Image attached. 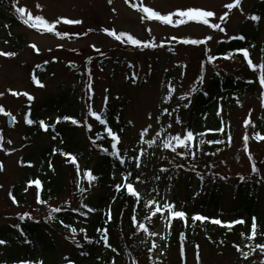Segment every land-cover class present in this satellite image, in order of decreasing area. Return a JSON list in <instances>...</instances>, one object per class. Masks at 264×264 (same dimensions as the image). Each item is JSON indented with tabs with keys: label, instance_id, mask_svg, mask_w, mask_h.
I'll return each instance as SVG.
<instances>
[{
	"label": "rangeland",
	"instance_id": "rangeland-1",
	"mask_svg": "<svg viewBox=\"0 0 264 264\" xmlns=\"http://www.w3.org/2000/svg\"><path fill=\"white\" fill-rule=\"evenodd\" d=\"M15 1L17 6L26 7L33 16H43L49 22L55 21L58 17L79 19L83 22L57 24L56 30L68 33L67 36H56L55 33L47 32L42 28H32L24 23L9 29L0 25V51L14 52L13 43L21 39V48L15 52V56H0V92L4 93L0 96V106L4 107L5 112L12 113V124L9 126L6 122L8 115L0 113V132L3 134L0 162L4 165L3 170L0 171V226L14 225L21 217H24L22 221L33 219L51 207H64L70 203L77 206L79 201L78 197L76 199L72 194H66L45 205H36L30 188L24 192L23 203L17 199L14 202L9 195L12 185L20 183L25 176H30L37 170V164L30 166L29 163L32 159L36 161L40 156L41 145L50 143L44 136L40 140L31 139L28 144L24 142V114L28 111L26 99L29 100L28 96L23 95L25 92L32 97L34 103L40 104L63 89L74 87L73 97L77 101L76 107L82 120H91L87 113L90 96L96 99L94 107L97 113L100 112L105 101L116 106V115L120 113L125 123L120 149L129 153L135 149V155L130 157L135 167L138 162L137 155L140 159L138 168L140 180L137 181L136 178L129 176V183L144 194L146 204L151 199L157 200L161 206L165 201L171 203L172 189L166 185L159 186L160 174H156L154 167L156 160L153 159L158 158V161L170 164V150L163 147V142L177 134L183 138L186 133L190 108H185L184 104L192 98L194 93L192 89L202 84L199 77L203 76V84H206L214 71L233 72L239 68L241 61L234 58L236 56L224 62L208 59L209 56H213L220 41H229L230 37H236L241 30L245 36L251 34L255 38V44L250 46L253 50L251 56L253 62L259 64L261 57L264 56L262 51L264 13L259 21H254L256 25H253L249 11L264 0H242L238 8L231 10L224 6L233 3L234 0H112L111 4L108 0ZM37 4L41 7L37 8ZM133 4L138 7H132ZM140 6L151 7L162 15L188 7L210 10L215 15L208 18V25L190 20L184 24H165L162 21L142 19L145 14L139 10ZM241 8L243 11L240 10ZM226 11L229 12V17L220 21L219 17ZM173 20H178V17H173ZM2 21L5 24L6 20L0 17V22ZM212 23H220L225 31L211 28ZM104 28L114 29L117 34L129 33L142 42H150L151 46L145 47L143 44L136 46L123 40L118 41L105 33ZM207 36L213 37L207 43L183 42L185 39L203 40ZM173 37L176 39H172ZM33 43L39 48L38 52L30 47ZM97 48L100 49L99 52L96 51ZM99 62L105 65L103 70L100 69ZM39 65H46L48 70L50 67L53 69L37 83L33 80L32 74ZM256 71L259 74L258 68ZM89 83L92 85L91 91L87 88ZM169 88L175 90L171 98L165 100ZM12 92H18L20 95H13ZM186 93L190 95L186 99H180ZM164 108H168L169 112L164 113ZM260 109L259 96L243 91L242 94L233 97L232 101L224 104L221 100L210 111L201 113L198 123L203 126L220 128L222 120H226L228 123L226 128L231 138L227 148L216 153L217 163L213 167L203 169L204 171L228 178L225 180L229 183L236 178L247 176L257 178L261 182L260 185H264V141L254 142L249 137L255 121L261 114ZM43 113L47 118L52 117L54 109L47 107ZM176 118H179L181 123H177ZM249 119L250 124L245 125V120ZM145 128H148V132L143 137L144 142L141 143L140 133ZM194 130L192 128V131ZM245 135L249 137L247 150L243 140ZM78 137L81 140L80 148L90 145L87 133L81 131ZM8 140L12 143L8 144ZM148 140H154V143L149 144ZM4 149L9 151L6 152ZM178 151L181 152L179 149ZM32 152L35 153L34 158L29 156ZM249 153L252 159L249 158ZM26 157H31L30 162L25 159ZM84 160L85 156H81V161ZM253 163L257 172L252 171ZM93 164L92 159L88 168L93 167ZM127 170L129 173V166ZM203 170L199 169L198 172ZM111 171L116 180H123L119 169L112 168ZM181 178L176 195L177 205L180 208L186 201L187 193L186 178L183 176ZM232 201L226 197L221 204L222 208H228ZM147 211L152 213L155 207L147 204ZM157 232L156 241L161 244L160 247L152 253L151 258L143 257L139 264H197L196 247L187 251L183 261L184 258L180 257L176 248L174 250L163 245L167 233L165 221L160 223ZM62 248L56 256L60 260L66 259L65 253L69 247ZM26 250L23 242L18 247L0 245V264L11 263L10 257L15 254L24 257ZM36 251L37 253L40 251L39 246L36 247ZM199 257L200 264H261L264 260V254L260 252L253 253L247 260L243 257L235 260L230 254L224 255L216 248L210 249L206 245L199 248Z\"/></svg>",
	"mask_w": 264,
	"mask_h": 264
},
{
	"label": "trees",
	"instance_id": "trees-1",
	"mask_svg": "<svg viewBox=\"0 0 264 264\" xmlns=\"http://www.w3.org/2000/svg\"><path fill=\"white\" fill-rule=\"evenodd\" d=\"M16 6L15 0H0V17L6 20L5 24L2 21L0 25L4 28L9 29L23 23L20 15L15 11ZM249 13L259 17L263 16L264 1L257 3V6L252 7ZM254 24L256 25L253 21ZM241 35L245 39L219 42L213 53L216 62H224L227 59L223 58V54L234 52L239 48H248L251 54L250 46L255 44L254 36L251 34L245 36L241 30L236 37ZM20 41L21 39L13 43L14 52L21 48ZM233 57L240 59L239 68L233 72L214 71L206 84L202 82L196 91H193L191 103L188 106L190 108L188 130L194 128L193 132L196 135L189 147L185 148L173 142L176 153L172 148H169L170 164H164V162L158 161V158L153 159L156 160V162L154 161L156 174H160L161 183L159 186H170L173 192L171 203L174 205L177 203L176 195H178L181 177L186 178V201L182 208H176V210L185 211L188 214L187 221L172 218L170 213L166 212L148 219L147 217L151 216V213L147 211L144 194L140 192L141 199L137 202L123 187L125 182L114 178L112 168L119 169L126 174L128 166L131 178L140 176L139 167H135L130 158L135 155V149L129 153L122 152L118 144L116 149L111 147L112 139L108 135L107 129L111 128L122 137L125 124L121 114L116 115V106L108 101L104 102L98 114L106 123H101L89 114L88 117L91 120L80 119L79 109L76 107L77 101L73 97L74 87L63 89L57 95L50 96L48 100L40 102V104L34 103L32 99H26L28 111L24 114V142L28 144L31 139L40 140L44 136L50 143L45 145L39 143L42 148L36 161L32 159L30 162L31 157H35L33 152L32 155H29L31 157L25 158L29 160L30 166L37 164V170L30 176H25L20 183L12 185L10 197L14 196L15 199L23 203L24 192L30 188L33 192V202L36 205H45L66 194H72L76 199L78 197L79 201L77 206L71 203L64 207L59 206L62 209L60 212H53L54 207H51L33 219H24V221L20 219L14 225L0 226V240L6 241L5 244L10 247H18L23 242V246H26L27 249L24 257L16 254L10 257V264H19L20 261L66 264L69 260L73 264H113V261L115 264H134V262L139 264L143 257L151 258L152 253L160 247L161 244L156 241L157 227L163 221L166 222L167 232L163 245L174 250L176 248L180 257L184 258L183 261H185L187 251L197 245L200 247L206 245L214 250L216 248L222 254H230L233 259L237 260L242 255L237 252L234 245H240L244 251H248V244L264 243V235H261L264 233V185H260L261 182L257 178L247 176L243 179L236 178L235 181L229 183L225 180L228 178L212 175L213 172L203 170L213 167L217 163L216 153L227 148L230 133L226 128L227 121H223L220 128L199 124L198 117L201 116V113L210 111L221 100L224 104L232 101L233 97L242 94L243 91L258 95L260 98L264 94L263 89L258 86V73L246 68L241 53L234 52ZM98 65L102 70L105 68V65L100 62ZM52 69L50 67L48 70L46 65H39L32 74L33 80L41 81L52 72ZM95 100V98H91L88 104L94 111L96 110ZM262 100L261 115L256 120L251 133L254 140H256V133L264 134V99ZM47 107L54 109L52 117L47 118L44 115L43 112ZM65 116L73 117L80 123L73 124L71 120H64ZM57 117L61 118L59 123L56 122ZM29 118L34 121L31 125L26 122ZM41 120L46 124L55 125V127H49L45 131L39 124ZM86 124L92 125L91 131L85 126ZM218 125L216 126L219 127ZM221 128L222 130L219 131ZM81 131L87 133L90 140V145L85 148H80L81 140L78 135ZM201 133L203 135H200ZM201 140L204 143H200ZM209 141L213 142L209 143ZM117 149L119 156L112 155ZM63 153H71L76 156L79 171L77 166L70 162V158ZM81 156H85L84 161H81ZM92 159L94 160L93 167L88 168ZM121 159L124 161L123 164L120 162ZM136 159L138 160L137 164L140 163L138 155ZM162 169H167V171H162ZM199 169L203 171L198 172ZM88 171H91L96 179L90 180L87 175ZM36 179L41 181L39 188L35 184L29 185V181ZM118 184L121 185L119 190L116 188ZM226 197L233 201L228 208H222L221 204ZM39 200L46 201V203H40ZM85 204L88 205V208L83 207ZM89 209H94V211H89ZM109 210L111 211L110 220L108 219ZM85 213L87 214L85 215ZM195 214L219 218L222 221L243 218L245 224H237L229 229L213 224L210 220L194 221L192 216ZM134 215L135 222L132 220ZM252 217H256L258 222V235L255 241L241 236L242 232L250 233ZM60 221L64 223L61 224ZM137 223L144 224L148 231L138 228ZM64 225L77 229L74 239L70 227ZM80 229H85L86 232H81ZM101 229H107L108 244L112 247L104 244ZM151 232H155L156 235H150ZM199 240H201L200 243ZM38 246L40 251L37 253L36 247ZM64 246L69 247L65 253L66 259L60 260L56 256ZM257 252L259 251L257 250Z\"/></svg>",
	"mask_w": 264,
	"mask_h": 264
},
{
	"label": "snow or ice",
	"instance_id": "snow-or-ice-1",
	"mask_svg": "<svg viewBox=\"0 0 264 264\" xmlns=\"http://www.w3.org/2000/svg\"><path fill=\"white\" fill-rule=\"evenodd\" d=\"M109 4L112 3V0H108ZM242 0H234L233 3H228L226 4L224 7L231 10L233 8H238L241 4ZM37 8H40L41 6L39 4L36 5ZM132 7H138V5L133 4ZM139 10L144 13L145 15L142 17V19L145 20H155V21H162L165 24H184L186 23L187 20L190 21H197V22H203V24L208 25L209 24V19L210 17H213L215 15V13L213 11L210 10H204L202 8L199 7H188L186 9H176L174 12H169L166 15H162L159 11L154 10L151 7H147V6H140ZM241 11L242 8L240 9ZM15 11L20 15L21 19L23 20V23L25 25H29L32 28H37V29H44L47 32H52L55 33L56 36H67L68 33L66 32H60L56 30V25L60 24L61 22L65 23V24H81L83 21L79 20V19H67L65 17H58L55 21L49 22L48 20H46L43 16L40 15H36L33 16L27 9L26 7H19L17 6L15 8ZM26 17V18H25ZM173 17H178V20L174 21ZM229 17V12L226 11L223 13L222 16L219 17L220 21H224ZM251 20L253 21H259L260 17L257 15H252L250 17ZM211 28L213 29H219L221 32H224L225 29L221 26L220 23H212L210 25ZM89 31H92L91 29H89ZM103 31L105 33H107L109 36L115 37L116 40L120 41L123 40L125 43H130L132 45H136V46H140L141 44H143V46L148 47L151 46L150 42H142L140 39L135 38L133 35L126 33V32H120L119 34H117L116 30L112 29H108V28H104ZM149 31H151V29H149ZM84 35H87V33H84ZM172 39H176L175 37H173ZM213 37L212 36H207L205 37L203 40H197V39H185L183 40L184 43L186 44H202V43H207L208 41L212 40ZM230 39H245V37L243 35L239 36V37H230ZM30 47H32L33 49H35L37 52L39 51V48L37 47V45L35 43L31 44ZM59 47H62V45H59ZM93 47H95V45H93ZM97 52L100 51V49H96ZM262 51H264V49H262ZM234 52H238V53H242L243 57L245 58V60L247 61L248 66L253 70H257V68L259 69V76H258V82L261 85V87H264V56L261 57L259 64L254 63L253 60L250 58V52L248 48H239V49H235ZM233 51L227 52L225 54H223V58L225 59H231L234 55ZM16 53L15 52H11V51H0V56H5V57H12L15 56ZM208 59L211 60H215L216 57L215 56H209ZM199 80L201 82H203V76L199 77ZM252 82V81H250ZM37 83H39V81H37ZM43 86V85H41ZM87 88L91 91L92 85L91 83H89L87 85ZM174 88H169L168 91V95H166L164 97L165 100H168L171 98V94L174 91ZM11 91V90H9ZM192 91H196V89H192ZM13 95H20V93L18 92H12ZM4 93L0 92V96H3ZM23 95L28 96V98L31 100L32 97L27 93H23ZM190 95V93H186L184 95H182L180 97V99H186L187 96ZM89 99H91V96L89 97ZM262 99H264V94H262ZM105 100H107V98H105ZM191 103V101L189 100L187 104H184V107L187 108L189 106V104ZM87 112L90 116L95 117V119L101 123H106L105 120L101 119V116L92 109L91 106H89V108L87 109ZM164 113H168L169 110L168 108H164L163 109ZM0 113H4L5 115L11 116L12 113L11 112H5V109L3 106H0ZM149 118H151V113H149ZM60 117H57L56 122L59 123L60 122ZM64 120H71V122L73 124H79L80 121L76 120L73 117H69V116H65L63 117ZM13 120H15V117H13ZM27 124L31 125L34 123V121L32 119H27L26 120ZM176 122L177 123H181V121L179 120V118H176ZM129 123H132L131 121H129ZM245 125L250 124V119L249 120H245ZM40 126L47 131L49 127H55V125H49L46 124L43 120H41L39 122ZM89 131H91L92 129V125L91 124H86L85 125ZM149 127H151L149 125ZM169 127H171V125H169ZM222 130V129H219ZM148 132V128H145L141 131L140 136H141V143L144 142L143 137L144 135ZM107 133L108 135L111 137L112 139V144L111 147L113 149L117 148V144L120 143L121 137L114 132L111 128L107 129ZM159 135V133L157 134ZM195 133L192 130H187L186 133L183 135V138L181 137L180 134L175 135L174 137H171L170 139H166L163 142V147L165 148H172L173 151H175V147L172 143V141L174 140L176 142L177 145H181L185 148H188L190 145V142H192L194 140L195 137ZM200 135H203V133H201ZM55 138V137H54ZM229 139H231L229 137ZM248 139L249 137L247 135H245L243 137L244 140V146H245V150H247L248 148ZM255 139L257 141L260 140H264V134H260V133H256L255 134ZM213 141H209V143H212ZM8 144H11L12 141L8 140L7 141ZM147 143L149 144H153L154 140H148ZM200 143H204L203 140L200 141ZM3 148V134L2 132H0V149ZM6 152L9 151L8 149H4ZM14 151V149H13ZM105 151H107V149H105ZM65 156L70 158V162L74 165L77 166V170L79 171V165L77 162V158L75 155H72L71 153H63ZM112 155L114 156H119V152L118 151H114L112 153ZM249 158L252 159L251 157V153H249ZM121 164L124 163V161L121 159ZM137 167H139V163L137 164ZM4 168V165L2 162H0V171H2ZM162 171H167V169H162ZM252 171L253 172H257V168L255 163L252 164ZM88 177L90 180H94L96 179L95 176L92 175L91 171H88L87 173ZM131 176V173H128L126 176H124V185L123 187L127 190L128 194L131 197H134L136 199L137 202L140 201L141 199V193L133 186L132 183H128V177ZM157 179H159V177H157ZM241 179H243V177H241ZM136 180L139 181L140 177L137 176ZM31 184H35L37 186V188H39L41 186V181L39 179H36L34 181H29V185ZM116 188L119 190L121 188V185H116ZM81 191H83V189H81ZM11 195V193L9 194ZM13 201L15 202V197H12ZM40 203H46V201L43 200H39ZM148 205L154 206L155 207V211H153L151 213V216L147 217L148 219H151L152 216L157 215L158 213H161L162 211L166 212V213H170L172 218H179L181 220L187 221V213L183 210H176V207L174 204L169 203L167 201H165L163 203V205L161 206L160 203L155 200V199H151L147 201ZM83 207L88 208V205H84ZM62 209L57 207V208H53L52 211L53 212H60ZM89 211H94V209H89ZM87 213H85L86 215ZM28 215V214H25ZM24 217H21V219H23ZM108 219H111V211L109 210V214H108ZM132 220L135 222L136 221V217L135 215L132 217ZM192 220L194 221H209L213 224L216 225H221L224 227H227L229 229L233 228L235 225L239 224V225H244L245 224V220L243 218H239L236 220H232V221H222L219 218H209L206 217L202 214H195L192 216ZM61 224H63V221H60ZM65 227H70L71 232L73 233V239H74V234L77 232V229L75 227H71L69 225H64ZM137 227L140 229H143L144 231H148V229L145 227L144 224L142 223H137ZM169 227H170V223H169ZM81 232H86L85 229H80ZM102 231V240L104 242V244L108 247H112L110 244H108V240H109V236H108V231L107 229H101ZM152 236H155L156 233L155 232H151L149 233ZM258 235V222H257V218L256 217H252V221H251V225H250V233L249 234H245V233H241L242 237H245L246 239L250 240V241H255ZM261 235H264V233H261ZM85 239H87V236H85ZM6 241L4 240H0V245L5 244ZM221 243H223V241H221ZM153 247H155V245H153ZM234 247H236L237 252L240 253L242 255V257L247 260L249 258L250 255H252L253 253L257 252V250L264 254V243H255V244H248L247 248L249 249L248 251H244L240 245H234ZM197 248V254H196V259H197V264H200V257H199V246H196ZM113 251H115V249L113 248ZM182 254H183V248L181 249ZM19 264H43L42 261L40 262H32V261H20ZM68 264H73L72 261H68ZM113 264H115V262L113 261ZM135 264V262H134ZM261 264H264V260L261 261Z\"/></svg>",
	"mask_w": 264,
	"mask_h": 264
},
{
	"label": "water",
	"instance_id": "water-1",
	"mask_svg": "<svg viewBox=\"0 0 264 264\" xmlns=\"http://www.w3.org/2000/svg\"><path fill=\"white\" fill-rule=\"evenodd\" d=\"M11 120H12V116H7V121H6L7 122V126L12 124Z\"/></svg>",
	"mask_w": 264,
	"mask_h": 264
}]
</instances>
